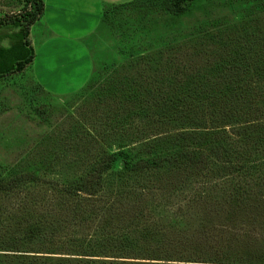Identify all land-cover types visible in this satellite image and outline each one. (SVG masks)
I'll return each mask as SVG.
<instances>
[{"label": "rangeland", "instance_id": "1", "mask_svg": "<svg viewBox=\"0 0 264 264\" xmlns=\"http://www.w3.org/2000/svg\"><path fill=\"white\" fill-rule=\"evenodd\" d=\"M42 1L46 9L69 11L81 35L62 38L63 31H52L57 23L50 13L43 15L27 35L33 62L14 72L29 55L24 26H0V178L31 177L0 189V264H263L260 178H227L215 166L222 179L210 171L205 179L187 180L185 167L167 159L194 149L181 147L191 134L224 125L203 112L197 121L166 119L162 102L178 84L196 79L219 93L243 75L246 69L232 66L216 74V64L238 42L264 53V0ZM21 2L0 0V15L16 13ZM58 56L72 68L53 78ZM128 92L138 93L151 115L139 117L141 106L127 101ZM257 96L261 110L264 99ZM235 103L237 109L248 105L245 97ZM239 127H226L233 137L222 145L264 161L254 141L263 132L240 136ZM116 152L133 163L148 157L164 162L159 170L134 174L116 163L90 200L65 192L95 161ZM234 187L247 192L233 197ZM111 236L117 243L108 250ZM93 241L105 244L95 250L99 254L84 256Z\"/></svg>", "mask_w": 264, "mask_h": 264}, {"label": "trees", "instance_id": "2", "mask_svg": "<svg viewBox=\"0 0 264 264\" xmlns=\"http://www.w3.org/2000/svg\"><path fill=\"white\" fill-rule=\"evenodd\" d=\"M170 10L175 11L183 9ZM43 12L44 3L42 0H22L20 10L16 13H4L3 15H0V26L5 24H22L25 30L24 44L27 49H29V55L25 60L16 64V67L13 70L14 72H22L34 60V52L27 40V35L30 27L40 19ZM262 51L264 52V50ZM231 66L233 69L243 68L246 69V71L243 70V75L237 76L235 79H230L224 84L222 83V91L219 93L214 89H207L200 81L196 82V79H194L192 82L188 81L186 83L178 84L174 90L169 91L164 95L167 96V98L162 102V113L166 114L164 115L166 119L176 120L179 118H186L190 120L195 118L197 121L196 114L203 112V116L209 115L208 120L210 122L224 125L223 128H211L205 134H191L189 139L181 142V147H191L192 145L197 147L195 148L194 146V149L192 150L182 149L178 151L177 155H174L167 160L170 163H178L179 166L185 167L188 172L184 176H187V174L190 176L187 180L194 178H200V180L205 179L208 177L207 173L210 171L214 173L215 176L219 177L220 174L214 171V167L216 166L218 172H224V175H226L227 178L231 176L233 177L234 175L238 176L239 174H244L249 178H255L257 176V178H260V182H256L263 186L264 161L261 158L258 159L254 157V159H252L254 153H251L250 150H248V152H242L235 146L226 148L222 143L224 138L229 140V138L233 137L232 131L229 132L230 129L226 130L227 126L242 127L240 131H237L238 135H244L249 131L251 133L252 131L255 133L262 131L264 135V108H260L262 110L261 112L259 106L257 108L255 103V100L258 98H254L255 95H258L257 97L264 99V53L253 49L252 44H249L247 41L243 43H235L230 51L227 52V55L223 56L216 64V74L223 73L226 67ZM236 72L238 75L239 71ZM126 94L129 103H131V100L139 102L138 104L141 106L137 107V115L139 117L147 118L151 115L150 108L148 107L149 105L143 103V100L138 93L128 92ZM243 97H245V101H248V105L246 108L243 106V108L237 109L235 100ZM229 122L231 123L228 124ZM237 134H234V136L238 137ZM263 135L256 136L254 139L255 145L261 148V150L264 149ZM260 143L262 144V147L260 146ZM258 147L254 149H258ZM148 148L150 149L152 147ZM209 158H212L214 161L207 162ZM127 159L128 157L126 154L118 152L105 155L99 159V161H95L90 166L89 171L84 175L68 184V186L65 187V192L70 195H80L81 197L90 200L103 190L106 175L114 169L116 163H123L120 167L122 172L126 174H134L143 170L152 172L159 170L161 162H164V159L157 157L138 159L134 163L127 161ZM207 164L209 167H207ZM194 168L198 169L200 173H191ZM181 173L182 172L178 169H175L174 171V175L177 178H180ZM30 178L31 177L28 175L14 176L9 180H3L0 178V189L3 191H10L19 186L21 182ZM219 178L222 179V177ZM232 190L231 193L233 197L234 195L235 197L239 196L241 192H247V189L241 187H239V189L234 187ZM239 190L242 191L239 192ZM128 219L136 220V217L131 216V218ZM109 240L110 246L108 245V248L105 243L104 245L98 243V241H93L91 242V245L86 247L87 249L84 251L82 250V254L84 256L93 257L94 255L99 254V252L95 250H99L100 246L103 245L106 247L105 249H113L117 243V237L111 236ZM238 261L239 260L237 259L228 262L237 263Z\"/></svg>", "mask_w": 264, "mask_h": 264}, {"label": "crops", "instance_id": "3", "mask_svg": "<svg viewBox=\"0 0 264 264\" xmlns=\"http://www.w3.org/2000/svg\"><path fill=\"white\" fill-rule=\"evenodd\" d=\"M103 3H105V4H110V5H116L115 4V2H113L112 0H101ZM49 10H50V12H49ZM70 12L71 13H73L71 10H70ZM50 13V16H51V21L54 23V24H56L57 23V25H55V26H53L52 27V31L54 30H61V31H63V33H62V35L60 34V33H56L55 34V32H53L51 35H53V37H56L57 35H61L62 36V38H64V39H66V37H73V36H75V35H81V33L79 32V34H78V32L76 31L77 30V28H78V26L79 25H75V23H73L74 22V16H72V14L70 15L69 14V11H66V9H60L59 7H55L54 9H46V6L44 5V12H43V14H42V16L43 15H47V14H49ZM94 15L96 16V14L94 13ZM41 16V17H42ZM81 20H83L81 17L77 20V22H79V21H81ZM73 21V22H72ZM70 24H72V26H71V28L72 29H67L66 27L67 26H69ZM66 31H68V33L66 32ZM66 32V33H65ZM69 33H72V35H65V34H69ZM61 36L59 37V38H61ZM47 46L48 45H51V43H47L46 44ZM68 45H74V46H78V44H76V43H70V44H68ZM34 46V45H33ZM35 52H36V50H35ZM40 53V50H38L37 52H36V54H39ZM56 58H58V59H56ZM55 59V62L56 63H58V64H56V66H57V68H56V70L57 71H54V72H52L53 74H54V77L53 78H55V76H56V74L58 73L59 74V76H60V73L61 72H65V71H68L70 68H72V66L68 63V61L66 62V60H62L61 58V56H58V57H56ZM81 58H83L82 56H80L79 57V59H81ZM44 61H46L45 59H44ZM59 61V62H58ZM35 62H36V65H37V61H36V56H35ZM66 62V64H69V68L67 69L66 68V66H64V64L63 63H65ZM79 61H74L73 60V63H74V65H75V67L77 66V65H79V63H78ZM60 63H62V64H60ZM40 68H42L41 66H39ZM46 70H48L47 68H45ZM51 72V71H50Z\"/></svg>", "mask_w": 264, "mask_h": 264}]
</instances>
